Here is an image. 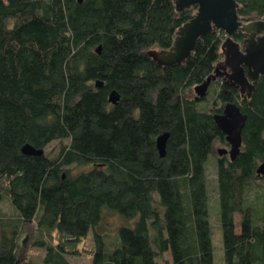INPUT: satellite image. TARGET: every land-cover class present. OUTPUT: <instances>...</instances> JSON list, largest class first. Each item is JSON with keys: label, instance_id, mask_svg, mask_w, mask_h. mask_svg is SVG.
<instances>
[{"label": "trees", "instance_id": "trees-1", "mask_svg": "<svg viewBox=\"0 0 264 264\" xmlns=\"http://www.w3.org/2000/svg\"><path fill=\"white\" fill-rule=\"evenodd\" d=\"M237 1L242 19L264 16V0ZM196 11L174 0H0V264H72L86 253L92 264H215L213 186L225 264H264V75L251 97L222 78L198 96L224 57L222 30L181 64L147 52L170 48ZM228 103L247 114L234 160L215 147L229 145L214 119ZM27 143L43 153H24ZM80 165L92 167L74 173ZM106 212L135 225L100 233ZM27 229L40 263L21 257Z\"/></svg>", "mask_w": 264, "mask_h": 264}, {"label": "water", "instance_id": "water-1", "mask_svg": "<svg viewBox=\"0 0 264 264\" xmlns=\"http://www.w3.org/2000/svg\"><path fill=\"white\" fill-rule=\"evenodd\" d=\"M174 2L179 11L194 6L197 7V11L190 21L179 27L170 48H153L147 51L149 55L163 66L181 64L191 56L202 36L214 30H222L227 35L222 44L224 59L218 63L214 73L196 87L198 96L206 95L211 82L222 78L232 86L240 87L242 96L247 94L251 97L259 78L264 75V16L261 19H242L238 12L237 0H174ZM239 31L245 36L242 44L234 39ZM97 52H101V46L97 48ZM97 85L103 86V83L97 82ZM119 99V92L113 90L109 100L116 104ZM214 119L230 146L219 148L218 154L229 155L231 160H234L243 144L242 132L247 114L235 103H228L223 113L215 114ZM169 139L170 132H164L157 137L156 144L161 157L167 154ZM22 150L26 154L43 153V149H37L29 143L25 144ZM257 172L264 177V162L259 165Z\"/></svg>", "mask_w": 264, "mask_h": 264}, {"label": "rangeland", "instance_id": "rangeland-1", "mask_svg": "<svg viewBox=\"0 0 264 264\" xmlns=\"http://www.w3.org/2000/svg\"><path fill=\"white\" fill-rule=\"evenodd\" d=\"M224 57L222 58V60ZM203 104L205 105V102L203 101ZM203 105V106H204ZM210 105V104H209ZM59 143L53 142L51 148H58ZM216 150L218 151L219 148H229L230 146L223 143V142H217ZM219 156V155H217ZM228 157H230L228 155ZM92 166L91 165H80V166H74L72 171L74 173H78L83 170H88ZM211 177L214 179L216 178V173L213 169L210 171ZM263 179L257 180L258 187L252 190L251 196L257 200V194L260 193V187L262 186ZM219 195L218 192L215 190V187H212L211 192V224L214 231V246H215V264H225V249H224V233L223 228L218 220V212H219ZM7 209V207H5ZM235 221L237 225V230L240 231V221H241V214L239 212L235 213ZM136 220L135 219H125L121 217L118 213H111L106 212L104 215V218L101 222V224L98 227V232L107 234L109 236H117L119 233V229L122 226H130L133 227L135 225ZM94 230L91 229L89 234V240L87 244H92V236H93ZM21 238H24V241L22 243L21 248V257L23 258L25 255L29 260H32L36 263H40L43 260L44 256V249L33 247L30 243V232L27 229L25 233L22 234ZM92 254L86 253L82 255H69V259L72 262V264H92Z\"/></svg>", "mask_w": 264, "mask_h": 264}, {"label": "flooded vegetation", "instance_id": "flooded-vegetation-1", "mask_svg": "<svg viewBox=\"0 0 264 264\" xmlns=\"http://www.w3.org/2000/svg\"><path fill=\"white\" fill-rule=\"evenodd\" d=\"M244 39H245V36H244ZM221 65H222V63H221ZM226 71H227V69H225ZM224 76H225V74H223Z\"/></svg>", "mask_w": 264, "mask_h": 264}]
</instances>
